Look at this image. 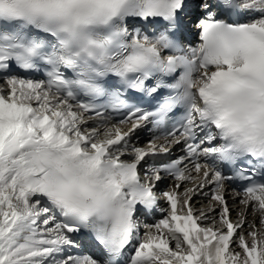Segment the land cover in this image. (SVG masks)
<instances>
[{"label": "snow or ice", "instance_id": "obj_1", "mask_svg": "<svg viewBox=\"0 0 264 264\" xmlns=\"http://www.w3.org/2000/svg\"><path fill=\"white\" fill-rule=\"evenodd\" d=\"M0 264H264V0H0Z\"/></svg>", "mask_w": 264, "mask_h": 264}, {"label": "bare ground", "instance_id": "obj_2", "mask_svg": "<svg viewBox=\"0 0 264 264\" xmlns=\"http://www.w3.org/2000/svg\"><path fill=\"white\" fill-rule=\"evenodd\" d=\"M143 133H140V139H141V142H142V140H145V136H143ZM143 138V139H142ZM178 153H179V151H177L176 152V155H178ZM166 180H169L170 182H171V180L170 179H166ZM162 182H164V181H162ZM160 183V186H158V189L160 188V189H162V184L163 183ZM159 189V190H160ZM199 199H202V197H198L197 198V200H199ZM204 199H206V198H203V201H204ZM228 201H229V205H232L231 207H233V204H232V195H231V189L229 188V192H228ZM161 203H163V201L161 202ZM234 206H236L237 207V205H234ZM233 209H234V207H233ZM157 216H158V214H157ZM232 218L233 219H235L236 218V212H235V210L233 211V213H232ZM249 219H252V217H249ZM149 222H151V220H149Z\"/></svg>", "mask_w": 264, "mask_h": 264}, {"label": "rangeland", "instance_id": "obj_3", "mask_svg": "<svg viewBox=\"0 0 264 264\" xmlns=\"http://www.w3.org/2000/svg\"><path fill=\"white\" fill-rule=\"evenodd\" d=\"M144 141H146V140H142V142H144ZM167 185H168V184H165V185H164V187H163L164 190H166L168 187H170V185H168V186H167ZM204 203H206V199H204V201H203V197H202V199H199V200H198V203L196 204V207H200V206H201L202 204H204ZM230 206H232V205H230ZM233 207H234V209L236 208V206H234V205H233Z\"/></svg>", "mask_w": 264, "mask_h": 264}]
</instances>
